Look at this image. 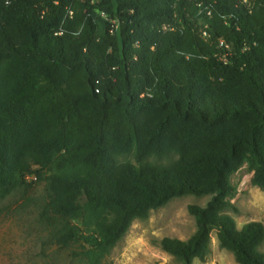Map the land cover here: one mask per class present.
Returning <instances> with one entry per match:
<instances>
[{"label":"trees","instance_id":"obj_1","mask_svg":"<svg viewBox=\"0 0 264 264\" xmlns=\"http://www.w3.org/2000/svg\"><path fill=\"white\" fill-rule=\"evenodd\" d=\"M243 166L264 191V0H0V200L44 182L56 246L101 264L134 221L210 196L161 249L203 262L214 234L264 264V224L227 215Z\"/></svg>","mask_w":264,"mask_h":264},{"label":"rangeland","instance_id":"obj_2","mask_svg":"<svg viewBox=\"0 0 264 264\" xmlns=\"http://www.w3.org/2000/svg\"><path fill=\"white\" fill-rule=\"evenodd\" d=\"M252 173L246 166L231 178L237 194L232 200L237 212L228 211L237 229L249 222L264 224V191L251 184ZM0 200V264H88L77 254L79 248H60L49 229L40 220L48 201L44 182H26ZM210 196H184L173 199L163 208L152 211L145 220L132 223L123 239L101 264H184L166 254L160 246L164 238L188 240L196 230L188 206L204 207ZM259 251L264 254V244ZM192 264H237L232 253L221 249L215 235L211 237V253L203 262Z\"/></svg>","mask_w":264,"mask_h":264},{"label":"built area","instance_id":"obj_3","mask_svg":"<svg viewBox=\"0 0 264 264\" xmlns=\"http://www.w3.org/2000/svg\"><path fill=\"white\" fill-rule=\"evenodd\" d=\"M24 180L26 181V182H35L36 181V178L34 177V176H26L25 178H24Z\"/></svg>","mask_w":264,"mask_h":264}]
</instances>
